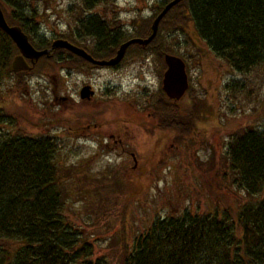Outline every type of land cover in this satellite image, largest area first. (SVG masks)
Wrapping results in <instances>:
<instances>
[{
  "label": "trees",
  "instance_id": "trees-1",
  "mask_svg": "<svg viewBox=\"0 0 264 264\" xmlns=\"http://www.w3.org/2000/svg\"><path fill=\"white\" fill-rule=\"evenodd\" d=\"M35 1L0 0V7L6 22L19 26L36 49H48L50 41L35 40L36 20L43 12ZM76 1L78 4L68 12L75 32L57 35L55 39L63 37L84 47L96 60L109 59L127 41H121L124 33L118 24L99 9L109 0ZM168 2L158 6L162 9ZM92 10L94 14L90 15ZM171 15L173 20L169 18ZM186 23L192 25L208 52L232 72L247 76L255 68L264 66V0H182L159 22L154 39L145 48L130 45L121 63L130 52L153 50L160 58L162 75L166 68L164 55L181 56L167 48L160 30L167 26L183 30ZM149 25L139 28L130 39L148 37ZM80 36L91 38L92 46L81 45L77 40ZM16 54L15 45L0 30V85L12 80L15 89H19L23 88L24 77L30 71H12L11 62ZM181 59L187 69L188 64ZM58 65L66 71L76 66H94L64 49H57L42 56L31 71H52ZM237 89L242 90L243 85L237 84ZM189 90L188 80L184 96L172 102L160 89V106L151 108L158 117L160 129L177 128L181 135L192 131L198 116L191 119ZM13 103L15 111L11 107L3 111L0 106V264H264L263 131L247 128L236 132L227 142L219 157L218 174V188H225L227 194H216L212 185L207 186L211 211L193 213L187 208L156 217L132 241L125 235L124 224L119 230L121 236L103 238L111 247L109 251L95 256L91 237H84V229L77 228L68 215L71 199L79 195L85 200L90 190L72 173L74 166L59 165L58 140L28 133L24 126L32 123L31 117L22 114L18 105L15 109V100ZM180 113L187 117L182 118ZM19 120H24L23 125ZM136 171L145 176L149 174L141 167ZM74 178L80 188L72 190ZM91 181L86 184L92 186ZM93 193L97 202H87L84 211L94 216L87 219L96 225L99 218L106 216L105 205L110 199H106L109 196L102 186ZM258 195L261 196L257 198Z\"/></svg>",
  "mask_w": 264,
  "mask_h": 264
},
{
  "label": "rangeland",
  "instance_id": "rangeland-1",
  "mask_svg": "<svg viewBox=\"0 0 264 264\" xmlns=\"http://www.w3.org/2000/svg\"><path fill=\"white\" fill-rule=\"evenodd\" d=\"M163 1L171 0H109L99 9L118 24L124 41L147 23L151 25L161 10L157 5ZM35 4L43 11L36 20V41L44 39L51 44L55 36L75 32L68 12L78 4L76 0H37ZM89 13L94 14V10ZM169 18L173 20L174 15ZM182 29L162 27L160 36L165 38L167 48L179 53L188 64V110L191 119L198 116L190 133L181 135L177 128L150 130L144 125L138 130L133 108L123 104L135 100L146 107L145 111L160 106L161 66L153 50L130 52L115 68L82 65L66 71L58 65L52 71H30L23 88L15 89L12 80L0 85L3 111L9 107L14 110L15 100V109L18 105L22 114L31 117L32 123L24 126L28 133L55 137L60 144L59 165L74 166L72 173L90 190L85 200L79 195L71 199L68 215L77 228L84 229V237H91L95 256L109 251L111 247L103 238L121 236L119 230L124 224L125 235L132 241L156 217L187 208L193 213L211 211L207 186L212 185L216 194H227L225 188H218L219 157L231 136L251 127L264 132V66L247 76L232 72L208 52L191 24H184ZM77 40L83 46H92L91 38L80 36ZM237 84L243 89L235 90ZM84 85L93 86L94 95L89 100L79 97ZM88 121L101 124V130H85ZM23 122L18 121L20 125ZM78 124L84 127L82 133L73 132ZM138 167L149 174L136 171ZM90 180L92 186L86 184ZM99 186L104 187L110 202L106 201V216L95 225L87 219L94 216L84 208L87 202H97L93 191ZM70 188H80L77 178Z\"/></svg>",
  "mask_w": 264,
  "mask_h": 264
},
{
  "label": "water",
  "instance_id": "water-1",
  "mask_svg": "<svg viewBox=\"0 0 264 264\" xmlns=\"http://www.w3.org/2000/svg\"><path fill=\"white\" fill-rule=\"evenodd\" d=\"M182 0H171L168 2L159 14L153 19L150 25V34L148 37L132 38L121 43L114 56L109 59L96 60L89 53L81 47H78L67 40L55 39L52 41L48 49L38 50L29 41L28 36L17 25H9L0 7V30H2L13 42L17 49V54L13 57L11 62V69L14 73L29 72L33 69L36 62L42 56H48L51 51L57 49H64L69 53L87 61L98 67H113L120 63L123 59L127 48L132 44H138L145 48L156 36L159 22L166 15V13ZM165 70L162 75L161 89L165 96L172 100V102L179 101L188 89V76L186 67L180 57L165 54L163 57ZM94 92L89 86H84L79 92L81 100L90 99ZM134 162V155H131Z\"/></svg>",
  "mask_w": 264,
  "mask_h": 264
},
{
  "label": "flooded vegetation",
  "instance_id": "flooded-vegetation-1",
  "mask_svg": "<svg viewBox=\"0 0 264 264\" xmlns=\"http://www.w3.org/2000/svg\"><path fill=\"white\" fill-rule=\"evenodd\" d=\"M158 6V5H157ZM164 5H162V7H163ZM160 9H161V6L159 7ZM158 8V9H159ZM56 39H63V40H67V39H64V38H56ZM68 41V40H67ZM70 42V41H69ZM70 43H72V42H70ZM72 44H74V45H76L75 43H72ZM76 46H78V47H81V46H79V45H76ZM81 48H84V47H81ZM114 56V55H113ZM121 63V62H120ZM119 63V64H120ZM118 64V65H119ZM118 65H116V66H113V67H98V66H96V67H98V68H115V67H117ZM95 66V65H94ZM84 86H89L90 88H91V90H93V86H91V85H84ZM83 86V87H84ZM80 92V91H79ZM93 92H94V90H93ZM94 95V94H93ZM92 98V97H91ZM87 100H89V99H87ZM122 104V103H121ZM123 104L124 105H126V106H128V107H132L133 109H132V115L133 116H135L136 117V119H137V122L139 121V126H138V130H140L142 127V125H144V126H148V128H150V130H153V129H157V130H159L160 131V129H159V127H158V117H157V115L155 114V112H154V110H151V109H149V112L148 111H145V109H144V106H140V105H137L136 103H135V100H130L129 101V103H124L123 102ZM144 113H146V117H144ZM181 114V113H180ZM181 117L182 118H186L187 117V115H182L181 114ZM144 118H146V119H149L150 121L148 122V121H145V122H143V119ZM91 119V117L90 116H88V120H90ZM121 119H123V116H121L120 117V121H122ZM91 121H88V123H86V127H85V130H86V128L87 129H89L90 131H95V130H93V129H100L101 130V128H102V125L101 124H95V123H93V125L90 123ZM76 127L73 129V132H78V133H82L83 131H84V127H81L80 126V124H78V125H75ZM88 131V130H87ZM167 131V130H166ZM117 138H118V141H119V143H121V141H122V139H121V135L120 134H117ZM170 145H172V143H170Z\"/></svg>",
  "mask_w": 264,
  "mask_h": 264
}]
</instances>
